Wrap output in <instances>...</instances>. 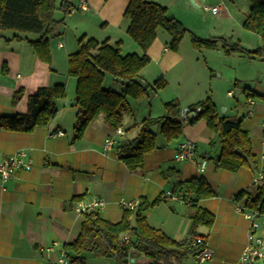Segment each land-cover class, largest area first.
Masks as SVG:
<instances>
[{
    "label": "crops",
    "instance_id": "0c3cea01",
    "mask_svg": "<svg viewBox=\"0 0 264 264\" xmlns=\"http://www.w3.org/2000/svg\"><path fill=\"white\" fill-rule=\"evenodd\" d=\"M65 1L67 11L54 14L60 23L55 36L49 39V64L39 61L27 42L11 39V32L2 33L0 40V116L25 114L28 97L39 88L58 84L65 87V98L55 101L57 114L48 126L27 134L0 131V157L23 152L31 162L30 170H19L7 182L0 183V264H57L60 250L64 251V246L72 243L80 232L82 216L75 212L76 204L92 199L104 202L98 215L113 224L120 222L123 215L120 200L145 203L156 200L145 212L151 228L176 243L192 235L204 237L213 255L202 264H238L249 222L235 211L236 203L243 204L246 197L238 200L236 197L242 192L254 194L258 186L252 185V178L259 171L264 175V60L246 54L226 55L221 47L196 51L187 36L174 52L169 49L171 38L158 29L145 53L150 62L139 73V80L149 86L163 80L165 88L138 101L128 100L130 112L123 114L119 127L122 135L115 137V129L101 114L75 139L78 111L73 108L76 104L70 102L75 100L76 89L75 80L67 74V61L77 52L78 40L84 37L85 41L93 39L99 45L106 43L112 48L118 45L122 56L141 55V51L126 33L129 21L124 12L129 0H85V10L77 8L79 0ZM145 1L165 7L169 17L197 38H220L227 45L239 43L250 52L261 47L259 36L242 27L249 12H238L234 4L229 7L221 2L211 32L205 30L207 34H202L204 31L184 24V21L191 23L183 12L187 10V0ZM195 3L200 7L199 1ZM103 87L121 90L108 75ZM19 90L22 96L12 104V96ZM207 97L219 117L238 123L249 134L253 162L249 161L248 166L236 172L215 169L218 139L203 121L193 126L184 123L181 137L168 144L158 137L159 148L145 155L139 170L130 171L117 159L118 148L135 139L143 119L164 116V103L177 100L182 112ZM247 99L254 102L249 118H245ZM152 131L156 132V127ZM107 137L116 138L118 145L104 150ZM186 141L195 145L193 158L174 160L178 146ZM201 161L206 165L199 172ZM199 178L215 192L213 197L194 199V191L185 184ZM167 193L175 198H166ZM194 208L213 217L210 228H192L190 217ZM258 235L264 238V228L258 230ZM53 242L58 246L54 252L46 253L44 249ZM86 256L91 259L84 264H108ZM131 262L152 264L137 252H133ZM259 263L264 261L255 264ZM168 264L198 263L188 257Z\"/></svg>",
    "mask_w": 264,
    "mask_h": 264
},
{
    "label": "trees",
    "instance_id": "16d2710c",
    "mask_svg": "<svg viewBox=\"0 0 264 264\" xmlns=\"http://www.w3.org/2000/svg\"><path fill=\"white\" fill-rule=\"evenodd\" d=\"M250 5L242 27L258 35L261 41V47L251 52L243 49L239 43L227 45L220 38H197L179 21L169 17L165 7L145 0H129L124 12V18L129 21L126 33L139 47L141 55L122 56L118 45L112 48L106 43L99 45L93 39L85 41L82 37L78 40L77 52L68 57L67 74L75 80V106L81 110L76 117L74 138H80L86 126L101 114L111 128L118 129L122 125L123 114L130 112L129 99L138 101L149 93L165 88L163 80L151 86L139 80V73L150 62L145 53L154 42L155 31L158 29L171 38L169 49L174 52L188 36L192 49L196 51L221 47L226 55L246 54L264 60V0H250ZM67 9L65 0L59 3L56 0H0V40L3 39V32H11V39L27 42L36 58L49 64V39L55 36V28L60 23L54 19V14ZM28 35L37 38L33 40ZM105 75L121 86L120 92L103 87ZM64 89L60 84L39 88L28 97L25 114L0 116V131L27 134L48 126L57 114L55 101L65 98ZM21 96V90L15 92L11 103L16 104ZM163 109L164 116L143 119L135 139L118 148L117 159L128 170L136 171L143 167L145 155L159 148L158 137L164 144H168L181 137L184 123L193 126L198 121H203L218 139L219 153L214 159L215 169L236 172L248 166L249 161L253 162L249 134L238 123L219 117L210 97L188 106L185 119L181 117L177 100L171 99L164 103ZM153 127H156V132L152 131ZM185 185L194 191L195 200L211 198L215 193L202 178L192 179ZM243 197H246L243 204L246 210L257 211L264 216V178L254 194L242 192L236 199ZM156 203V200L152 203L140 201L135 211L124 210L121 221L115 224L102 220L95 210L81 215L78 236L64 246L66 257L79 264H84V254L108 264H134L131 262L133 252L147 258L152 264H168L193 258L204 247V237H198L200 243L191 246L185 241L176 243L151 228L147 224L145 212ZM190 218L192 228H210L213 223V217L200 208H194Z\"/></svg>",
    "mask_w": 264,
    "mask_h": 264
},
{
    "label": "built area",
    "instance_id": "2783aa9c",
    "mask_svg": "<svg viewBox=\"0 0 264 264\" xmlns=\"http://www.w3.org/2000/svg\"><path fill=\"white\" fill-rule=\"evenodd\" d=\"M80 10L86 9L85 0H79V5L77 6ZM219 7L215 6L212 8H204L205 12L211 13L212 15L217 14L219 11ZM230 96L231 93H228ZM254 105L253 99L246 100V113L245 118H249L253 115L252 107ZM187 111L184 110L181 112V117L185 119ZM115 137L122 135V131L118 128L115 129ZM57 135H61V133H57ZM51 135L50 137H52ZM103 149L111 150L114 146H117L118 141L114 137H107L104 140ZM195 150V145L192 142H187L180 144L178 146V152L173 155L174 160L183 162L188 161L193 158ZM27 155L23 152L8 156V157H0V183L4 184L9 179H11L19 170L28 171L31 168V162L27 159ZM264 159V157H262ZM205 161H201L198 164L199 172H202L205 168ZM264 175L262 172H258L252 178V185L259 186L263 181ZM166 198L174 199L170 193L165 195ZM140 204L139 200H134L131 202H127L124 200L119 201V205L123 208V210L127 211H135V208ZM244 204V203H243ZM242 202H237L235 205V211L242 215L248 222L249 227L247 231L246 244L244 249L238 259V264H255L259 261H264V238L258 235V230L260 228H264V216L260 215L257 211H248L245 209ZM104 209V202L100 199H92L87 203H77L75 212L78 215H83L90 211L100 212ZM185 242L189 243L191 246H196L200 243L199 239L196 237H187ZM57 243L53 242L50 246L46 247L44 251L46 253L54 252L57 247ZM212 250L206 247H201L194 255L193 259L196 263L202 264L204 262L210 261L212 258ZM57 264H79L71 262L65 255V252L61 249L59 252V257L57 260Z\"/></svg>",
    "mask_w": 264,
    "mask_h": 264
},
{
    "label": "rangeland",
    "instance_id": "374dc122",
    "mask_svg": "<svg viewBox=\"0 0 264 264\" xmlns=\"http://www.w3.org/2000/svg\"><path fill=\"white\" fill-rule=\"evenodd\" d=\"M221 2H223V5H225V6L229 5V7H230V4L236 5V7H237L236 9L238 10V12H241L243 14H247L249 12L250 6H251L250 0H201V1H199L200 7H194L188 1L187 10L183 11V12L186 13L185 16L191 20V23L188 24L186 21H184L185 26L188 25L190 28H193V29L198 28V29L204 31V33H202V34H205L207 32L205 30H208L211 32V29L213 28L212 26L215 23L217 16L211 15L208 12H204L203 6L209 5V8H212L215 6H219L221 4ZM237 10H236V12H237ZM200 21L204 22V23L201 24ZM3 34L9 35L10 32H3ZM28 37L30 39H33V40L37 38V36H35V35H28ZM186 39H188V36L186 37ZM74 101L75 100L71 101L70 104L72 105V103ZM73 108L80 113L81 110L79 107L74 106ZM221 110H222V108H220V111ZM86 257L87 256L84 254V258L86 259V262H88V260L91 258H88V257L86 258Z\"/></svg>",
    "mask_w": 264,
    "mask_h": 264
},
{
    "label": "water",
    "instance_id": "95a60500",
    "mask_svg": "<svg viewBox=\"0 0 264 264\" xmlns=\"http://www.w3.org/2000/svg\"><path fill=\"white\" fill-rule=\"evenodd\" d=\"M188 1H189V3H190L192 6L197 7L195 1H201V0H188ZM74 104H76V101H74V102L72 103V105H74Z\"/></svg>",
    "mask_w": 264,
    "mask_h": 264
}]
</instances>
